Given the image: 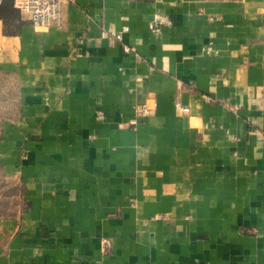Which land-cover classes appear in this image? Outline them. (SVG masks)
<instances>
[{
  "label": "crops",
  "instance_id": "crops-1",
  "mask_svg": "<svg viewBox=\"0 0 264 264\" xmlns=\"http://www.w3.org/2000/svg\"><path fill=\"white\" fill-rule=\"evenodd\" d=\"M62 12L0 18V264H264V0Z\"/></svg>",
  "mask_w": 264,
  "mask_h": 264
},
{
  "label": "built area",
  "instance_id": "built-area-1",
  "mask_svg": "<svg viewBox=\"0 0 264 264\" xmlns=\"http://www.w3.org/2000/svg\"><path fill=\"white\" fill-rule=\"evenodd\" d=\"M2 0H0L1 4ZM75 0H13V7L22 17L36 27H60L63 22L62 7L66 3H74ZM121 40L122 37L118 36ZM129 51V48H126ZM206 101L209 98H205ZM176 108L182 112H188L186 106L180 104ZM136 112L141 117L148 116L151 110L146 104L136 107Z\"/></svg>",
  "mask_w": 264,
  "mask_h": 264
},
{
  "label": "trees",
  "instance_id": "trees-1",
  "mask_svg": "<svg viewBox=\"0 0 264 264\" xmlns=\"http://www.w3.org/2000/svg\"><path fill=\"white\" fill-rule=\"evenodd\" d=\"M17 10L13 7V0H2L0 4V18L4 21L5 26L10 25L17 17ZM6 33H14L8 32Z\"/></svg>",
  "mask_w": 264,
  "mask_h": 264
},
{
  "label": "rangeland",
  "instance_id": "rangeland-1",
  "mask_svg": "<svg viewBox=\"0 0 264 264\" xmlns=\"http://www.w3.org/2000/svg\"><path fill=\"white\" fill-rule=\"evenodd\" d=\"M24 18V17H23ZM31 24V23H30ZM11 25V24H10ZM10 25H8L7 26V28H6V31H8V32H13L14 31V28H13V26L11 27Z\"/></svg>",
  "mask_w": 264,
  "mask_h": 264
}]
</instances>
